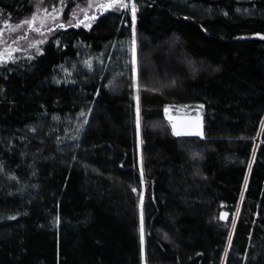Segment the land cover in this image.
<instances>
[{
  "label": "trees",
  "instance_id": "16d2710c",
  "mask_svg": "<svg viewBox=\"0 0 264 264\" xmlns=\"http://www.w3.org/2000/svg\"><path fill=\"white\" fill-rule=\"evenodd\" d=\"M134 2L76 24L90 1L0 0L9 31L61 13L0 62V264H144L141 198L146 264H264V0ZM170 107H200L203 136Z\"/></svg>",
  "mask_w": 264,
  "mask_h": 264
},
{
  "label": "rangeland",
  "instance_id": "374dc122",
  "mask_svg": "<svg viewBox=\"0 0 264 264\" xmlns=\"http://www.w3.org/2000/svg\"><path fill=\"white\" fill-rule=\"evenodd\" d=\"M90 1V8L88 11H76L72 15L71 23L81 24L83 20L87 21L88 18H90L95 11L103 12L106 9H131L132 15H133V7L135 9V19L138 11V7L135 4L134 0H117L116 3H113L112 0H87ZM103 5V7H101ZM127 5V7H125ZM61 21V13L56 11L47 12L45 14H42L41 16H37L34 23H31L29 26V29L27 31L24 30V26L15 28V29H8L5 30V28H0V62L6 61V60H13L15 58L22 57L26 54H28L32 50V44L36 43V45L42 44L45 40L49 38V36L53 33L52 27L57 26V21ZM135 21V20H134ZM56 23V24H55ZM39 28V31H36L35 29ZM32 30L35 32V34L32 35L29 31ZM135 35L132 36L131 45L133 39L136 41V50H137V62H138V35H137V27L134 23V26L132 28V33ZM6 33H5V32ZM5 33V34H4ZM16 33L15 42H5L3 38H5L6 35L10 36V34ZM4 34V35H3ZM32 47V48H30ZM100 64L102 63L99 58H92L91 61L87 60L84 62L82 67L84 68H92L94 64ZM80 65V64H79ZM138 66V65H137ZM78 71V65L75 67H72L70 71H66L65 68L61 70L62 76H72V72L74 69ZM75 72V71H74ZM73 72V73H74ZM139 74V73H138ZM138 83L139 88L137 89V95L139 97V90H140V82L138 77ZM140 105V104H139ZM140 108V106H139ZM167 118L171 122L173 133L176 135L177 132L180 133V135H197V133H204L203 132V113L202 109L200 107L191 108V107H170L167 111ZM141 114H140V125H139V131H138V158H139V165L141 170L143 171V139H140L141 137ZM200 136H203L200 135ZM144 190L147 191V183H144ZM145 199V198H144ZM143 199V201H144ZM144 219V215H143ZM145 221H144V240H143V258H144V264H146V248H145Z\"/></svg>",
  "mask_w": 264,
  "mask_h": 264
},
{
  "label": "snow or ice",
  "instance_id": "6c2138e0",
  "mask_svg": "<svg viewBox=\"0 0 264 264\" xmlns=\"http://www.w3.org/2000/svg\"><path fill=\"white\" fill-rule=\"evenodd\" d=\"M113 3H116L117 0H112ZM101 7H103V5H101ZM125 7H127V5H125ZM47 11V10H45ZM36 16L34 15L31 20H25L22 22L21 25H16V28L22 27L23 25H27V24H31L34 23L36 20ZM95 17H93L94 19ZM133 20H135V9L133 7ZM36 31H39V28L35 29ZM133 35H135L134 30H133ZM131 63H132V72H133V86L136 88H139V83H138V62H137V50H136V41L135 39H133L132 41V48H131ZM168 109H165V112H167ZM81 115L83 116L84 113H81ZM135 122H136V126H137V130L139 131V125H140V108H139V97L137 95L136 97V105H135ZM86 123V121H85ZM203 133H197V135H202ZM176 135H180L179 132L176 133ZM250 167V165H249ZM133 191H135V189H133ZM140 225H139V232H140V240L141 243H143L144 240V219H143V199L141 198L140 201Z\"/></svg>",
  "mask_w": 264,
  "mask_h": 264
},
{
  "label": "water",
  "instance_id": "95a60500",
  "mask_svg": "<svg viewBox=\"0 0 264 264\" xmlns=\"http://www.w3.org/2000/svg\"><path fill=\"white\" fill-rule=\"evenodd\" d=\"M228 218H229V212L222 211L221 214H220V220L222 222H227Z\"/></svg>",
  "mask_w": 264,
  "mask_h": 264
},
{
  "label": "crops",
  "instance_id": "0c3cea01",
  "mask_svg": "<svg viewBox=\"0 0 264 264\" xmlns=\"http://www.w3.org/2000/svg\"><path fill=\"white\" fill-rule=\"evenodd\" d=\"M140 132H141V137H140V139H143V137H142V128H141V131H140ZM142 147H143V146H142Z\"/></svg>",
  "mask_w": 264,
  "mask_h": 264
}]
</instances>
